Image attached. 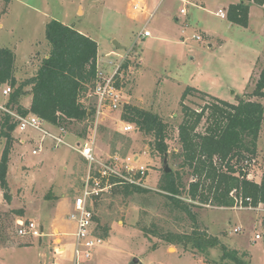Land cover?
I'll return each instance as SVG.
<instances>
[{
    "label": "rangeland",
    "instance_id": "1",
    "mask_svg": "<svg viewBox=\"0 0 264 264\" xmlns=\"http://www.w3.org/2000/svg\"><path fill=\"white\" fill-rule=\"evenodd\" d=\"M204 1L205 8L183 0H144L136 10L134 0H0V45L16 51L18 72L30 68L29 63L40 64L48 54L45 26L51 19L96 40L99 65L108 74L130 59L129 68L118 81L124 101L120 108L103 107L96 113L93 124L73 121L66 128L51 129L43 125L50 135L34 128L13 132L7 176L11 199L0 189V264H50L47 258L38 257V247H20L32 239L18 233V220L35 219L52 230L71 223L67 215L73 209L74 199L82 193L89 174L100 167L99 164L90 167L80 154L78 149L85 143L94 145L102 161L117 157L118 167L128 177L132 178L141 166L146 175L139 185L143 190L127 194L119 185H113L92 196L95 230L103 234L107 227L108 236L92 257L80 264H231V260L222 259L220 246L203 252L194 244L198 238L214 236L240 254L247 252L244 257L247 262L264 264L262 204L257 208L196 206L192 207L197 214L194 220L182 211L171 210L158 189L163 171L167 167L178 169L181 161L172 152L181 150L178 125L184 117L181 97L187 87L197 90L184 100L193 109L214 103L216 95L233 103L245 96L264 104V98L251 95L264 65L260 12L252 11L249 27L231 25L227 17L216 12L219 8L226 11L234 0ZM183 7L191 17L185 34L176 20L185 18ZM145 25L153 37H141ZM202 26L220 34L225 42L211 40L200 31ZM196 34L202 39H197ZM211 41L213 47L209 45ZM6 87L5 84L0 88V106L10 109L7 103L11 94H3ZM90 97L97 105L96 97ZM127 104L151 109L171 125L167 156L152 153L149 145L152 136L135 126L130 131L123 129L129 123L122 119ZM207 125L204 117L198 131L204 132ZM4 144L5 139L0 138V155ZM126 163L136 167L132 174H126ZM240 165L245 166L249 178L261 181L264 122L254 160ZM184 179L188 187L191 176L184 174ZM67 199L69 208L63 205ZM237 227L241 230L236 231ZM257 234L260 238H256Z\"/></svg>",
    "mask_w": 264,
    "mask_h": 264
},
{
    "label": "trees",
    "instance_id": "2",
    "mask_svg": "<svg viewBox=\"0 0 264 264\" xmlns=\"http://www.w3.org/2000/svg\"><path fill=\"white\" fill-rule=\"evenodd\" d=\"M10 2V0H4ZM252 4L263 5L264 0H238L227 9L230 22L247 27ZM45 36L49 45L47 56L43 57L35 73L23 80L16 77L17 54L14 49L0 45V87H11L7 106L21 116L35 114L44 121L66 128L73 121L95 122L96 105L90 93L98 72V42L60 20L51 19L46 23ZM130 59H125L121 69L125 73ZM118 86H121L118 82ZM30 87V90L27 88ZM187 87L181 97L183 120L178 125L180 151L172 154L178 162L176 170H164L158 189L167 199L171 210L182 211L196 220L192 207L213 205L218 207L264 206V172L260 182L248 177V171L240 163L249 164L257 154L260 131L264 122V104L261 101L241 97L238 102L215 97V102L201 109H193L184 103L190 92ZM30 92L29 107L21 99ZM264 98V65L251 94ZM207 115V116H206ZM206 117L204 132L198 126ZM122 119L133 124L145 135L154 155L167 156V142L171 125L151 109L127 104ZM18 120L8 111L0 109V138L5 144L0 155V189L11 199L8 184L10 153L14 143L13 132ZM184 174L191 176L188 187ZM140 173L135 178H140ZM124 193L143 190L139 185L117 183ZM264 225V218H263ZM108 236V228L102 234ZM203 252L210 247L220 246L222 259L231 264H251L244 259L247 252L239 253L220 243L217 237L194 240Z\"/></svg>",
    "mask_w": 264,
    "mask_h": 264
},
{
    "label": "built area",
    "instance_id": "3",
    "mask_svg": "<svg viewBox=\"0 0 264 264\" xmlns=\"http://www.w3.org/2000/svg\"><path fill=\"white\" fill-rule=\"evenodd\" d=\"M143 0H134L133 9H139ZM182 12H186L182 9ZM223 15V11H219ZM142 37H149L152 35L150 29H145L140 34ZM197 39H202L200 35H197ZM110 64L114 63L111 61ZM97 77L94 82V87L90 93V96H94L97 99L96 113H100L102 108L107 106L110 109H118L123 104L121 94L123 93L122 86H118V81H121L123 70L122 64L116 65L112 73L108 74L98 64ZM11 87L8 86L3 90V94L9 95L11 93ZM0 108L8 111L12 116L18 120L17 128L19 130H26L28 128H34L43 132V134H49L44 128V120L35 114H29L21 116L6 107L0 106ZM134 128L131 123L126 124L123 129L130 131ZM50 135V134H49ZM56 139L62 141L60 136H56ZM38 149H35L33 153H37ZM80 154L89 163L90 167L94 164H99L100 167L95 171H92L86 183L84 184L83 191L78 195L73 202V209L67 215L68 220L73 223V229H58L54 228L48 231L41 222L35 219L18 220V233L21 236H30L31 238H39L44 235L51 236L53 238L54 252L56 255H64L71 250L72 264H80L83 260H88L92 257L93 252L101 247L105 243V237L97 233L95 230V212L92 206V196L99 195L101 192L110 189L113 185H117L120 181L133 182L140 185L146 175V169L141 166L136 169L131 163L127 164V173L132 174L136 169L133 177L130 178L118 167V158L102 161L95 152V147L92 143H85L79 149ZM129 160V158H128ZM134 166V167H133ZM140 173V178H135V174ZM241 230V227H237L236 231ZM69 237H72L70 239ZM256 238H260L257 234ZM51 264H62L59 258H54Z\"/></svg>",
    "mask_w": 264,
    "mask_h": 264
},
{
    "label": "crops",
    "instance_id": "4",
    "mask_svg": "<svg viewBox=\"0 0 264 264\" xmlns=\"http://www.w3.org/2000/svg\"><path fill=\"white\" fill-rule=\"evenodd\" d=\"M144 1V0H143ZM142 1V2H143ZM185 3H191V4H194V2L197 4V5H200V6H202V7H204V5H205V1L204 0H183ZM238 2V0H234V1H232V2H230L229 3V5L230 4H232V3H237ZM229 5L227 6V8H226V11L224 10V9H222V8H219V10L216 12V14L217 15H220V16H222L223 18H225V19H227L226 17V14H227V9H228V7H229ZM205 8V7H204ZM182 9H185L186 10V12H182ZM181 9V12H182V14H184V16H185V18H183V19H181V18H179V17H176V20L177 21H179L181 24H182V28H181V32H182V34H185L186 33V27H189L190 25H191V17H190V15H189V12H188V9L187 8H185V7H183ZM254 9H256V10H258V12H260V17H261V19H262V27H263V31H262V36H264V4L263 5H258V4H252L251 6H250V12H249V24H248V26L247 27H249V25H250V21H251V16H252V11L254 10ZM149 10V7L147 6L146 7V11H148ZM220 10H222L223 11V15L222 14H220L219 13V11ZM228 20V19H227ZM229 23L232 25V24H234V23H232V22H230L229 21ZM234 25H238V24H234ZM147 25H145L144 26V30L145 29H150V28H148V27H146ZM151 30V29H150ZM200 31L203 33V34H205L207 37H209L211 40H214L215 42H216V40H217V42H219V43H224L225 42V39H223V38H221V36H220V34H218V33H216L215 31H213L212 29H210V28H208L207 26H202V27H200ZM151 33H152V35L151 36H149V37H153V32L151 31ZM197 35H199V34H196V38H197ZM201 36V35H200ZM142 37V36H141ZM146 38H148V37H146ZM182 38L183 39H186V37L185 36H182ZM202 38V37H201ZM216 39V40H215ZM199 40H201V39H199ZM210 47H213L214 46V42L213 41H211L210 42ZM223 45V44H222ZM122 46V45H121ZM15 51V50H14ZM16 52V51H15ZM45 56H47V54L45 55ZM44 56V57H45ZM258 57H259V54L257 55ZM37 61V60H36ZM27 63H28V61H27ZM25 64V63H24ZM98 64H99V62H98ZM28 65H31L30 66V68L29 67H27L25 70H23V71H20V72H18V65H17V61H16V77H17V79L18 80H23V79H25V78H27V77H30V76H32L34 73H35V71L37 70V68H38V66H39V61H37V63H34L33 65L31 64V63H29ZM2 87V86H1ZM0 87V88H1ZM27 90H30V87L29 88H27ZM215 97H218V98H222V99H227L226 97H220V96H215ZM31 98H32V95H31V93L30 92H28L22 99H21V103L23 104V105H25L26 107H29L30 106V103H31ZM0 104H1V102H0ZM45 127H47L48 129L50 128L51 129V127H58L57 125H53V124H50V123H48V122H44V124H43ZM46 129V128H45ZM47 129V130H48ZM15 132H17V133H20L19 131H18V129H15ZM26 139H22V140H20V141H25ZM63 205H65V207L66 208H69V207H71V204H70V202L68 201V199H67V201L65 200V201H63ZM261 206V205H260ZM49 222H50V220H49ZM43 224V223H42ZM44 225V227L47 229V227H48V231H51L52 229H50L49 228V226L47 225L46 226V224H43ZM50 225V224H49ZM56 228H58V229H66V230H70V229H73V223H63L62 224V226H60V227H56ZM32 240H30V241H26V243L25 244H23V246H20L21 248H31V247H34V246H36V247H38V257H40V259H43V258H47L48 260H49V262H50V264L52 263V261H53V259L54 258H59L61 261H62V264H72V255H71V250H69L66 254H64V255H56L55 254V252H54V244H53V238L51 237V236H46V235H44V236H42V237H39V238H31Z\"/></svg>",
    "mask_w": 264,
    "mask_h": 264
},
{
    "label": "water",
    "instance_id": "5",
    "mask_svg": "<svg viewBox=\"0 0 264 264\" xmlns=\"http://www.w3.org/2000/svg\"><path fill=\"white\" fill-rule=\"evenodd\" d=\"M169 170H170V168H169V167H167V168H166V171H169ZM137 260H138V259H137Z\"/></svg>",
    "mask_w": 264,
    "mask_h": 264
}]
</instances>
